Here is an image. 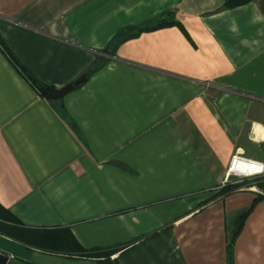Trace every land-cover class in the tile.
<instances>
[{"label":"crops","instance_id":"obj_1","mask_svg":"<svg viewBox=\"0 0 264 264\" xmlns=\"http://www.w3.org/2000/svg\"><path fill=\"white\" fill-rule=\"evenodd\" d=\"M224 3L0 0L3 42L53 88L114 51L57 102L78 139L0 49V221L44 248L0 234L9 263L102 264L79 246L113 264H264V192L220 193L232 157L264 167V0Z\"/></svg>","mask_w":264,"mask_h":264},{"label":"trees","instance_id":"obj_2","mask_svg":"<svg viewBox=\"0 0 264 264\" xmlns=\"http://www.w3.org/2000/svg\"><path fill=\"white\" fill-rule=\"evenodd\" d=\"M247 2H249V0H225L224 6L226 8H234V7L244 5ZM172 24L173 23H171V22L161 20V21L157 22V24H155L152 27H145V28L138 30L137 33L131 34L129 36V38L138 35V33L140 31H151V30H155L158 28L170 26ZM0 49L3 52L4 56L7 58V60L9 61L10 65L15 69V71L37 92V94L40 97L45 99V96L53 89V87L41 82L40 80H38L23 64H21L20 61L17 59V57L7 48V46L5 45V43L2 40L1 36H0ZM103 51L107 52L108 54L110 53L111 55H114V51L113 50L110 51V48H105ZM106 63H107V60L105 58H101L100 56H96L95 60L91 63V65L85 71V73L87 74V77H89L95 71L100 70L102 67L105 66ZM47 102H49L53 106L55 112L57 114H59V116L64 121H66L70 124L73 134L78 139H81L78 128L70 121L65 110L59 106L60 104L57 102H52V101H47ZM254 184L264 192V179H263V181L262 180L256 181V182H254ZM238 187H239L238 185L226 186L222 189V191L220 193H224V192L228 193V192H231V191L237 189ZM249 211L241 214L239 216V218L237 219V224H236L237 230L235 231L234 235H236L238 233V230L240 229V227L243 223V220L245 219V217L247 216ZM16 221H17L16 218L13 217L11 214H7V216H5L4 218H1L0 234L6 236L8 238H15L19 242H21V243H23L29 247H33L36 249L43 250L44 248H43V246H41V243H40L41 241H39V239H38L40 237L41 233L31 231V230H27V229H23V230L19 231L20 235H18V236L14 235V233L11 231L12 226H10V225L16 224L17 223ZM232 244H233V238L228 243L227 247L228 248L231 247ZM44 251L48 252V250H44ZM74 251L78 255L83 256V257L102 259L101 260L102 264H113L110 262V260L108 261L109 255H110L109 252H103L102 253L99 250L86 251L79 246H77V248H75Z\"/></svg>","mask_w":264,"mask_h":264},{"label":"water","instance_id":"obj_3","mask_svg":"<svg viewBox=\"0 0 264 264\" xmlns=\"http://www.w3.org/2000/svg\"><path fill=\"white\" fill-rule=\"evenodd\" d=\"M87 74H82L74 82L69 83L61 88H53L46 96L47 101L60 102L68 93L74 91L76 88L84 84L87 80ZM0 264H9V258L0 252Z\"/></svg>","mask_w":264,"mask_h":264},{"label":"rangeland","instance_id":"obj_4","mask_svg":"<svg viewBox=\"0 0 264 264\" xmlns=\"http://www.w3.org/2000/svg\"><path fill=\"white\" fill-rule=\"evenodd\" d=\"M104 50V49H103ZM103 50H101V54H99L98 56H100L101 58H105L108 57V56H112L110 53L108 54L107 52H104ZM111 51V50H110ZM251 180L253 179L252 181H263L264 179V173L263 174H259V175H252L250 177H246V178H243V179H238L234 176H231V175H227V177L225 178V180L223 181L222 185L224 187L226 186H234V185H238V186H244L247 182V180ZM262 191V190H261ZM9 264H13V263H9Z\"/></svg>","mask_w":264,"mask_h":264},{"label":"built area","instance_id":"obj_5","mask_svg":"<svg viewBox=\"0 0 264 264\" xmlns=\"http://www.w3.org/2000/svg\"><path fill=\"white\" fill-rule=\"evenodd\" d=\"M247 162H250L248 160H246L245 158L239 156V155H236L234 157H232V160H231V163H230V166H229V169H228V175H231V176H234L238 179H243V178H246V177H250L252 175H261L263 174V169L264 167L261 165V164H258V163H255V164H258L260 165L261 169L259 171H255V172H252V173H239L236 168L234 167V164H237V163H247ZM251 163H254V162H251Z\"/></svg>","mask_w":264,"mask_h":264},{"label":"bare ground","instance_id":"obj_6","mask_svg":"<svg viewBox=\"0 0 264 264\" xmlns=\"http://www.w3.org/2000/svg\"><path fill=\"white\" fill-rule=\"evenodd\" d=\"M257 134H258V132H257ZM263 137H264V135H263ZM234 167L236 168V170L239 173H242V174H244L245 172L250 174L252 172L259 171L261 169L260 165L255 164V163H251V162H247V163H237V164H234Z\"/></svg>","mask_w":264,"mask_h":264}]
</instances>
